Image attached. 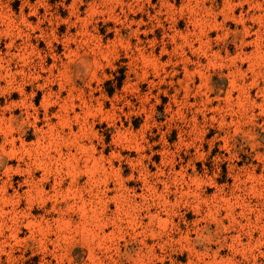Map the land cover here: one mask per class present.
I'll list each match as a JSON object with an SVG mask.
<instances>
[{
	"label": "rangeland",
	"instance_id": "obj_1",
	"mask_svg": "<svg viewBox=\"0 0 264 264\" xmlns=\"http://www.w3.org/2000/svg\"><path fill=\"white\" fill-rule=\"evenodd\" d=\"M0 264H264V0H0Z\"/></svg>",
	"mask_w": 264,
	"mask_h": 264
},
{
	"label": "trees",
	"instance_id": "obj_2",
	"mask_svg": "<svg viewBox=\"0 0 264 264\" xmlns=\"http://www.w3.org/2000/svg\"><path fill=\"white\" fill-rule=\"evenodd\" d=\"M120 84H121V82H119V84H118V85L120 86ZM112 89H113V88H111V89L109 90V93H110V94H111V93H112V91H113Z\"/></svg>",
	"mask_w": 264,
	"mask_h": 264
}]
</instances>
